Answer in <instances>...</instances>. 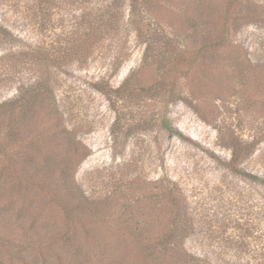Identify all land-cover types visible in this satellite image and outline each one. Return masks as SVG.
<instances>
[{
  "label": "rangeland",
  "instance_id": "1",
  "mask_svg": "<svg viewBox=\"0 0 264 264\" xmlns=\"http://www.w3.org/2000/svg\"><path fill=\"white\" fill-rule=\"evenodd\" d=\"M229 1L0 0V264H108L126 211L180 264H264V0Z\"/></svg>",
  "mask_w": 264,
  "mask_h": 264
},
{
  "label": "trees",
  "instance_id": "2",
  "mask_svg": "<svg viewBox=\"0 0 264 264\" xmlns=\"http://www.w3.org/2000/svg\"><path fill=\"white\" fill-rule=\"evenodd\" d=\"M236 3L237 0L229 1L227 5V10H229V13L230 7L234 8L233 5ZM130 12H134L132 5H130ZM147 49L148 46L146 45L144 52H146ZM20 94L21 90H19L18 95L20 96ZM19 96L15 99L19 100ZM12 100H9V102H12ZM5 106L6 110L8 111V116L12 115L13 108H10V106L7 107V105ZM21 112L23 111L21 110ZM164 127L167 128L169 133L181 137L182 134L179 131L174 130L173 132V130H171L167 124H164ZM230 147L231 154L229 160L227 161L228 169L236 175L244 176L251 180H258L257 176L249 172H245V170H243L240 165V163L251 154L252 146L250 144H241L240 142L235 141ZM60 207H62L61 209L64 212L63 222L66 226V230L62 232V243L65 244L67 248H73L75 250H79V252L84 249L85 245L86 247H90L84 242V240H82V238L79 237V235H77L76 232H73L76 231L77 226H74V229H70L71 224L75 221V219H79L78 217L81 213H83V211L79 212L76 216H73V213H77V209L74 208L76 207V204H72L70 206L63 204ZM125 207L127 206L125 205ZM91 208V206H87L85 211H88ZM128 210L130 211L129 208ZM85 211L84 215L86 214ZM126 213L128 216L125 219L121 218L122 221L119 220L117 224V227L119 228V235L116 236V247L113 249L110 258L106 259L108 264H180L176 257V253H178L177 251H179V245H181V243L185 240V237L184 234H180L179 231L184 233L185 229L183 230V227H179L177 220L174 219L168 223H165L163 225L164 229L162 231L158 233L152 231L151 233L150 227L154 226L153 222H151L152 224L150 225V223L141 221L139 218H137V216L134 217L132 213L128 211H126ZM171 214L173 217L176 216L174 211H171ZM30 240L31 237L26 239L25 243H29ZM25 243L21 242L20 247H23ZM103 243H105L104 237H97L94 240L95 246H99V244ZM5 244L7 245V238H1L0 236V247H5ZM18 251L19 252L18 256H16V261L19 263L21 260L31 264L36 261V259H30L28 257L29 252L23 248L19 249ZM183 254H186L185 251ZM12 255L13 254L10 252L9 257L11 259L15 258V256ZM189 257V259H186L187 262H198V264H201V261L198 258H194L192 256Z\"/></svg>",
  "mask_w": 264,
  "mask_h": 264
}]
</instances>
